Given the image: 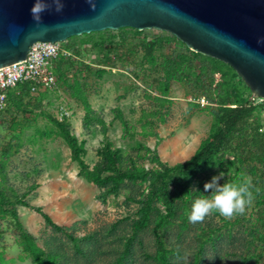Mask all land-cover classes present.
Returning <instances> with one entry per match:
<instances>
[{
  "label": "trees",
  "instance_id": "1",
  "mask_svg": "<svg viewBox=\"0 0 264 264\" xmlns=\"http://www.w3.org/2000/svg\"><path fill=\"white\" fill-rule=\"evenodd\" d=\"M87 53L92 55L88 62ZM117 61L130 66L134 77L153 75L146 82V89L155 87L158 94L153 99L162 107L169 103L166 91L171 80L198 91L207 100L204 108L212 114L210 129L189 158L173 164L162 161L154 147L137 143L132 147L133 152H128L104 136L95 149L97 158L89 166L83 158L85 140H79L72 132L67 116L58 119L46 114L55 128L47 133H55L66 143L70 159L77 164V175L97 186L96 198L102 203L109 196L116 197L125 191L123 205L127 213L109 223L102 232L92 230L81 235L77 234L80 222L70 226L55 223L40 206H31L25 199L35 184L21 194H16L10 185L8 190L2 186L8 183L3 166L10 153V146L4 144L0 155V219H8L16 230L17 244L24 255L20 259H29L31 264H134L137 256H142L150 264H177L183 251L168 240L173 229L178 241L185 233L192 235L193 251L188 264H209V255L220 254L224 237L231 244L225 255L234 256L236 264H264V132L258 131L260 105L249 99V88L229 64L190 50L164 31L121 27L71 36L62 43L53 61V71L56 83H64L71 97L82 104L81 124L85 130L104 122L83 95L84 73L94 69V62L99 66L94 73L101 77L106 67H114ZM33 95L28 83L17 85L7 93L0 116L10 114L11 109L24 111V100ZM34 99L39 107L41 96ZM115 112L123 133L133 137L132 126L119 109ZM226 153L228 159L222 165L227 169L236 166L230 181L251 177L254 186L255 218L248 220L240 238L222 231L230 223L227 220L217 224L210 216L202 223H191L188 219L192 202L209 194L204 191L206 174ZM144 160L153 165L144 166ZM17 205L38 212L45 224L65 236L71 245L46 233L38 244L36 237L19 221ZM241 217L236 215L235 219ZM145 234L152 236L153 250L145 244ZM2 259L0 254V264Z\"/></svg>",
  "mask_w": 264,
  "mask_h": 264
},
{
  "label": "rangeland",
  "instance_id": "2",
  "mask_svg": "<svg viewBox=\"0 0 264 264\" xmlns=\"http://www.w3.org/2000/svg\"><path fill=\"white\" fill-rule=\"evenodd\" d=\"M84 47L88 48V45ZM91 58L92 55L87 53L85 61H91ZM92 66L94 69L91 72L84 73L86 89L83 95L90 107L102 118L103 124L96 127L92 125L87 130L82 127L83 106L71 97L62 82L56 83L52 89L40 90L33 97L26 98L22 106L24 111L11 109L10 114L3 113L0 116V155L4 144L10 146L9 157L3 166L8 183L2 186L6 190L11 186L16 194H21L35 184L34 189L25 196L30 205L40 206L59 225L70 226L74 222H80V229L77 231L80 235L92 230L102 232L113 220L124 216L127 213L123 205L125 191L116 197L109 196L105 203L100 202L96 198L99 192L97 186L77 175V164L70 159V150L66 143L55 133H47L54 132L55 128L46 114L58 119L62 115L67 116L72 132L79 140H85L86 152L83 158L89 166L96 160L95 149L104 136L124 151L133 152L132 147L137 143H144L150 148L154 147L164 162L173 164L183 161L192 155L212 123L211 111L204 108L206 104H200L199 100L203 96L176 80L168 83L166 97L169 103H164L162 107L153 99L158 94L155 87L146 89V82L151 81L153 75L134 77L130 66L121 65L117 61L114 67H106L107 71L98 77L94 72L99 66L94 62ZM40 96V106L36 107L34 98ZM115 109H119L129 126H132L133 137L123 133L122 123L115 115ZM226 159L227 153L222 161L208 171L205 176L207 181L214 175L221 174L223 177L220 183L237 182L236 179H229L236 166L227 169L222 165ZM143 164L146 167L153 165L147 160ZM16 208L19 221L36 237L38 244H41V236L46 233L56 236L66 245H71L65 236L47 226L38 212L20 205ZM254 210L252 202L238 220L235 216L227 219L212 214L210 217L217 224H223L224 220L230 222L222 231L227 230L235 238H240L244 235L246 224L255 218ZM6 220L8 219H0V254L3 258L1 264H31L29 259H20L19 256L24 255L17 244L16 230ZM191 236L190 233H185L178 241L175 230L169 232L168 240L173 241L183 251L177 264H188L190 260L193 251ZM143 237L145 244L153 250L152 236L145 234ZM235 242L234 240L233 243ZM230 245L224 237L220 254L215 257L209 255V264H236L234 256L225 255L231 248ZM134 264L150 262L137 256Z\"/></svg>",
  "mask_w": 264,
  "mask_h": 264
},
{
  "label": "water",
  "instance_id": "3",
  "mask_svg": "<svg viewBox=\"0 0 264 264\" xmlns=\"http://www.w3.org/2000/svg\"><path fill=\"white\" fill-rule=\"evenodd\" d=\"M121 27L166 31L229 64L264 98V0H0V67L36 41Z\"/></svg>",
  "mask_w": 264,
  "mask_h": 264
},
{
  "label": "built area",
  "instance_id": "4",
  "mask_svg": "<svg viewBox=\"0 0 264 264\" xmlns=\"http://www.w3.org/2000/svg\"><path fill=\"white\" fill-rule=\"evenodd\" d=\"M60 47L58 41H36L30 45L23 60L0 67V112L6 105L7 93L19 84L28 83L32 94L52 89L56 85L53 61ZM249 99L253 104L260 105L258 131L264 132V98L249 94ZM199 101L201 105L207 104L204 97Z\"/></svg>",
  "mask_w": 264,
  "mask_h": 264
},
{
  "label": "clouds",
  "instance_id": "5",
  "mask_svg": "<svg viewBox=\"0 0 264 264\" xmlns=\"http://www.w3.org/2000/svg\"><path fill=\"white\" fill-rule=\"evenodd\" d=\"M223 175H214L205 182L204 191L208 195L196 198L191 205L188 219L191 223H202L207 216L219 213L220 216L231 219L243 215L254 200V186L251 177H245L240 182L220 183ZM259 192V189H255Z\"/></svg>",
  "mask_w": 264,
  "mask_h": 264
},
{
  "label": "bare ground",
  "instance_id": "6",
  "mask_svg": "<svg viewBox=\"0 0 264 264\" xmlns=\"http://www.w3.org/2000/svg\"><path fill=\"white\" fill-rule=\"evenodd\" d=\"M175 145V144H174ZM176 146V145H175ZM178 147V146H177ZM175 149V148H174ZM176 150V149H175Z\"/></svg>",
  "mask_w": 264,
  "mask_h": 264
}]
</instances>
